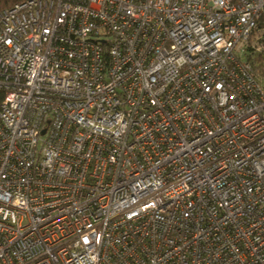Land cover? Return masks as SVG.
I'll use <instances>...</instances> for the list:
<instances>
[{
  "label": "built area",
  "instance_id": "2783aa9c",
  "mask_svg": "<svg viewBox=\"0 0 264 264\" xmlns=\"http://www.w3.org/2000/svg\"><path fill=\"white\" fill-rule=\"evenodd\" d=\"M261 55L264 0L0 13V264H264Z\"/></svg>",
  "mask_w": 264,
  "mask_h": 264
},
{
  "label": "trees",
  "instance_id": "16d2710c",
  "mask_svg": "<svg viewBox=\"0 0 264 264\" xmlns=\"http://www.w3.org/2000/svg\"><path fill=\"white\" fill-rule=\"evenodd\" d=\"M25 1H27V0H0V13H2L3 11L9 10L12 7H14L16 4H19V3H22ZM260 59H264V56L261 55L260 57L258 56L257 58L251 59L252 64L257 69H259L261 66V65H259Z\"/></svg>",
  "mask_w": 264,
  "mask_h": 264
},
{
  "label": "rangeland",
  "instance_id": "374dc122",
  "mask_svg": "<svg viewBox=\"0 0 264 264\" xmlns=\"http://www.w3.org/2000/svg\"><path fill=\"white\" fill-rule=\"evenodd\" d=\"M263 62H264V59H260V63H263ZM260 63H259V65H260ZM258 70H259V72L261 74H264L263 73L264 72V64H261V66H260V68Z\"/></svg>",
  "mask_w": 264,
  "mask_h": 264
}]
</instances>
